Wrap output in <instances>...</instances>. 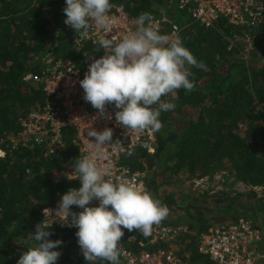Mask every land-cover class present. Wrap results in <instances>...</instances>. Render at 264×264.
Wrapping results in <instances>:
<instances>
[{"label":"trees","instance_id":"16d2710c","mask_svg":"<svg viewBox=\"0 0 264 264\" xmlns=\"http://www.w3.org/2000/svg\"><path fill=\"white\" fill-rule=\"evenodd\" d=\"M177 1L111 3L124 4L135 17L145 12L166 13L184 25L189 21L187 11L179 10ZM64 7L65 0H0V136L20 130L19 119L45 101L42 86L25 78L39 73L48 56L73 60L79 65L86 63L90 53L97 58L102 56L91 44L76 49L71 40L74 29L64 23ZM236 32H241L239 26L224 21L214 28L190 24L184 29V45L204 68H191L194 88L178 90L176 108L161 113L157 150L139 154L146 167L137 162L138 158L132 161L135 169L149 171L144 191L167 208L194 212L189 216L198 220L189 219V227L197 235L205 226L206 230L209 228L201 220L210 213L209 209L215 211L219 221L233 220L257 205L262 206L258 215L264 216V198L254 191L236 195L215 192L203 197L202 206L190 207L180 205L168 190L164 191L165 196L158 195L159 188L166 184L165 173L171 178L182 172L189 177H203L220 170L235 180L261 187L264 193V23L254 30L257 44L249 59H243L237 48L228 49L227 39ZM189 110V122L182 127L175 125V119ZM192 110H196V118ZM65 133L64 154L46 156L41 147L24 146L0 156V264H17L20 254L36 243L34 230L44 220L43 210L56 208L69 188L79 187V180L68 175L78 154L71 143L72 134L68 130ZM236 208L235 214L230 212ZM260 218L258 223L264 227ZM49 231L50 239L63 241L56 264H87L77 243L75 227L58 221L51 224ZM132 235L136 238L129 247L137 248L142 237L139 230H124L121 239ZM191 259L196 264H215L196 248ZM92 264L109 262L97 259Z\"/></svg>","mask_w":264,"mask_h":264},{"label":"clouds","instance_id":"9594fccd","mask_svg":"<svg viewBox=\"0 0 264 264\" xmlns=\"http://www.w3.org/2000/svg\"><path fill=\"white\" fill-rule=\"evenodd\" d=\"M111 7V0H65L64 23L79 37L87 34L91 23L102 32L96 49H104L105 54L89 64L79 81L83 98L101 115L105 114L106 105H113L116 123L127 131L158 132L162 127L161 113L176 108L178 90L194 88L191 68L203 69L204 64L194 57L181 37L160 33L147 12L134 19L133 31L118 40L108 38L114 28L109 15ZM169 96L171 100L166 99ZM87 137L94 138V150L76 158L73 167L79 187L69 188L55 210H43L44 216L49 217L54 211V217L61 218L59 222L77 229V243L87 264L97 259L120 264L118 244L124 230H139L148 237L153 225L159 224L169 210L151 193L107 178L112 175L111 169L101 167L99 162L105 158L103 146L113 142L111 128L98 131L90 126ZM93 201L98 203L93 205ZM73 206L82 210L75 212ZM46 220L50 219L43 221ZM41 222L34 230L36 243L20 254L17 264L58 261L63 241L49 238L53 221L47 225Z\"/></svg>","mask_w":264,"mask_h":264},{"label":"built area","instance_id":"2783aa9c","mask_svg":"<svg viewBox=\"0 0 264 264\" xmlns=\"http://www.w3.org/2000/svg\"><path fill=\"white\" fill-rule=\"evenodd\" d=\"M109 15L114 24L108 38L119 39L122 35L135 29V16L131 15L124 4H112ZM177 8L187 11L188 20L184 25L176 19L149 12L153 24L162 34L170 37L182 36L190 24H199L206 28H214L218 22L224 21L241 28L228 40V49H238L243 59H248L254 47V30L264 23V0H178ZM102 35L94 23L88 32L80 36L75 30L71 35L73 45L82 50L87 44L97 47ZM102 55L104 49H99ZM97 59L95 53L87 55L86 63L79 65L73 60L57 59L48 56L39 73L29 74L26 80H32L42 86L45 101L31 110L26 117L20 118V130L0 136V156L8 151H16L20 147H41L46 156L64 154L67 150L66 130L72 134L71 143L76 147L78 157L94 150V138L87 137V129L96 130L105 127L113 130V142L103 146L105 158L101 167L111 169V177L116 182H126L140 190L146 187V170L135 169L132 161L138 158L146 167L145 160L139 156L141 152L154 153L158 148L157 133L148 130H128L115 121V111L106 105L105 114L101 115L83 98L84 90L79 81L84 78L89 64ZM240 127H243L242 124ZM90 139V140H89ZM92 140V141H91ZM129 153H131L129 155ZM73 178V171L69 172ZM221 177V176H220ZM233 195L247 194L252 191L259 196V187L235 180L231 189ZM261 191V189H260ZM57 208V207H56ZM56 208H47L55 210ZM73 206V211L79 212ZM44 216L46 224L58 222L61 218ZM191 232L190 227L175 224H156L152 227V236L138 242L137 248L118 245L120 264H185L176 251L170 246L183 233ZM199 254L207 256L215 264H263L264 262V227L258 226L247 216L241 215L227 220L220 225H212L207 231L200 233L196 243Z\"/></svg>","mask_w":264,"mask_h":264},{"label":"rangeland","instance_id":"374dc122","mask_svg":"<svg viewBox=\"0 0 264 264\" xmlns=\"http://www.w3.org/2000/svg\"><path fill=\"white\" fill-rule=\"evenodd\" d=\"M165 15L167 16L166 13ZM256 32L253 33L255 43H256V35H257ZM192 112H193L194 117L196 118V115H197L196 110L195 111L192 110ZM189 113H190V110L185 112V114L183 115L182 114L179 115V117L175 119L174 124L179 127L185 126L190 120ZM148 174H149V171L147 170L146 176ZM163 177H164L166 184H164V186L159 188L158 195L163 197L165 196L164 191L168 190L178 200L180 205L185 206L187 204L189 205V207L190 206H202L204 204L203 197L213 194L215 192H226V193L233 194L231 189L233 186V182L235 181L234 178H231L228 176V173L225 170L215 171L203 177H189V175L186 174V172H182L179 176H176L174 178H171L167 173H165ZM258 193H261L260 188H259ZM168 210H169L168 215L159 224L168 223V224H175V225L189 227L190 226L189 219H193L195 222H197L198 220L195 218L194 215L189 216L190 213L191 214L194 213L191 209L185 210L181 208L170 207L168 208ZM236 211H237V208L231 209L230 212L235 214ZM209 212L210 213H208V215H205V217L201 219L205 221L209 225V227L215 224L220 225L223 222L227 221L226 219L223 221H219V217L218 215L214 214L215 213L214 210L209 209ZM246 215L248 218L252 220H256V219L261 220L260 217H262L263 218L262 220L264 221V216L260 214L258 215L257 211H254V212L251 211V214L246 213ZM205 227L203 228V230L199 231L198 233L200 234L204 231H207L208 228L206 230ZM135 238H136V235H132L128 237L127 239H121L118 245L123 246V247H129V245L132 244ZM147 238H150V237L148 236ZM198 238H199V235L193 233V231L189 233L188 232L183 233L178 237V239L175 242L171 243L170 246L172 247V249H174L176 252H178L182 256L184 263L196 264V262H194L191 259V257H192V253L194 252L196 248V243H197ZM141 239L142 238H139L138 242ZM130 248H133V247H130Z\"/></svg>","mask_w":264,"mask_h":264},{"label":"crops","instance_id":"0c3cea01","mask_svg":"<svg viewBox=\"0 0 264 264\" xmlns=\"http://www.w3.org/2000/svg\"><path fill=\"white\" fill-rule=\"evenodd\" d=\"M260 189H261V194H264L263 193V189L261 188V187H259ZM259 196V195H258ZM259 197H261V198H264L262 195H260ZM258 207V208H257ZM259 207H262L261 205H257L255 208H253L251 211H259L260 210V208ZM251 211H247V213H250L251 214ZM256 213V212H255ZM242 215H244V216H247L246 215V213H244V212H242ZM254 221V223L255 224H257L258 226H260V224L258 223L259 222V220H253ZM177 253V255L178 256H180L181 258H182V256L178 253V252H176ZM182 260H183V258H182ZM185 264H187V263H185Z\"/></svg>","mask_w":264,"mask_h":264}]
</instances>
